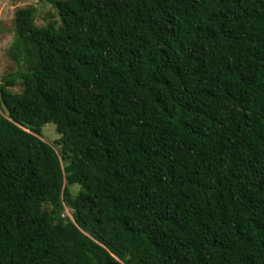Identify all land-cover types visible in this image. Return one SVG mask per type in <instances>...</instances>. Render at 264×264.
<instances>
[{"label":"trees","instance_id":"1","mask_svg":"<svg viewBox=\"0 0 264 264\" xmlns=\"http://www.w3.org/2000/svg\"><path fill=\"white\" fill-rule=\"evenodd\" d=\"M38 1L59 25L17 10L0 82V264H264V0Z\"/></svg>","mask_w":264,"mask_h":264},{"label":"rangeland","instance_id":"2","mask_svg":"<svg viewBox=\"0 0 264 264\" xmlns=\"http://www.w3.org/2000/svg\"><path fill=\"white\" fill-rule=\"evenodd\" d=\"M19 9H28L33 13L34 25L37 27H45L48 24L59 25V18L56 10L45 1L38 0H0V82L3 77L18 71V67L8 58V48L14 39V14ZM7 90L11 93H20L22 86L17 83ZM41 139L52 146L59 157L60 146L57 141L61 139L56 131V126L52 123L43 125L41 129ZM70 192L72 196L77 192V187L71 186ZM66 218L72 220L71 208L63 202V213ZM73 221V220H72ZM87 233V232H84Z\"/></svg>","mask_w":264,"mask_h":264},{"label":"water","instance_id":"3","mask_svg":"<svg viewBox=\"0 0 264 264\" xmlns=\"http://www.w3.org/2000/svg\"><path fill=\"white\" fill-rule=\"evenodd\" d=\"M0 107L2 109V111L4 112L5 115H8L9 114V111L5 105V103L3 102V99H2V94L0 92Z\"/></svg>","mask_w":264,"mask_h":264}]
</instances>
